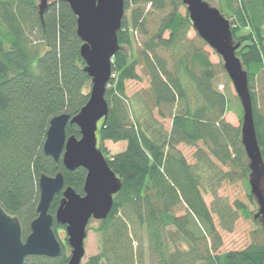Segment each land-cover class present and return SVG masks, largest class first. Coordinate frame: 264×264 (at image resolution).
Listing matches in <instances>:
<instances>
[{
	"label": "trees",
	"instance_id": "obj_1",
	"mask_svg": "<svg viewBox=\"0 0 264 264\" xmlns=\"http://www.w3.org/2000/svg\"><path fill=\"white\" fill-rule=\"evenodd\" d=\"M124 1L121 48L106 90L109 112L97 132L122 185L108 217L95 227L99 251L82 264H264V229L255 213L261 230L253 242L220 252L223 240L214 213L220 226L232 230L239 211L246 216L251 211L241 201L234 209L219 197L210 207L204 198L222 181L247 179L250 187L241 122L227 120V95L214 84L223 63L211 60L199 34L189 36L193 23L182 0ZM219 8L232 17L233 37L240 43L236 53L248 71L264 158V112L256 91L258 82L264 89V0H219ZM135 33L143 36L136 48ZM82 44L77 16L66 0H51L42 11L38 0H0V204L18 215L24 237L38 215L41 174L61 171L64 188L84 194L87 170H68L62 157L56 161L44 151L52 117L68 113L72 118L89 99ZM143 77L148 88L129 96L127 80ZM66 133L81 136L71 122ZM106 140L127 146L110 154ZM182 144L197 147L194 163ZM62 198L63 190L54 196L49 209L54 216ZM60 228L65 225L54 220L57 236ZM61 241L59 256L29 255L23 264H68L70 247L66 237Z\"/></svg>",
	"mask_w": 264,
	"mask_h": 264
},
{
	"label": "water",
	"instance_id": "obj_2",
	"mask_svg": "<svg viewBox=\"0 0 264 264\" xmlns=\"http://www.w3.org/2000/svg\"><path fill=\"white\" fill-rule=\"evenodd\" d=\"M41 11L51 0H38ZM77 16V33L82 39L81 55L91 77L89 99L71 118L68 113L52 117L44 142V151L56 161L61 157L68 170L84 167L87 175L84 194L64 188V175L41 174L38 215L30 223L24 237L23 226L16 214L0 204V264H23L29 255L57 257L62 241L53 229L54 220L65 225L70 247L68 264H82L86 255L85 239L92 219H105L121 189V180L109 166L98 141L99 122L109 112L106 90L112 76V61L121 46L118 31L125 15L124 0H66ZM189 12L193 28L223 60L243 109L241 141L248 158L250 191L258 204L255 217L264 229V158L258 141L248 71L236 50L230 19L209 0H182ZM80 127L81 136H68L67 124ZM63 198L54 216L50 211L56 193Z\"/></svg>",
	"mask_w": 264,
	"mask_h": 264
},
{
	"label": "rangeland",
	"instance_id": "obj_3",
	"mask_svg": "<svg viewBox=\"0 0 264 264\" xmlns=\"http://www.w3.org/2000/svg\"><path fill=\"white\" fill-rule=\"evenodd\" d=\"M210 3H213L215 6L219 5V0H209ZM186 7L183 8L185 11ZM127 16L130 14V10L127 12ZM228 13V12H227ZM229 14V13H228ZM232 20V17L229 18ZM198 33L193 28L189 32L190 37H195ZM143 40V36L140 33H135L133 35V46L134 48L138 47ZM206 50L209 52L210 58L215 63H223L222 57L208 44L206 45ZM127 49V48H126ZM138 72L141 73V68L138 67ZM126 91L129 96H133L137 92L141 91L142 89L148 88L149 81L146 77H143L141 80H127L126 82ZM214 84L219 91L224 92L227 95L229 108L230 110L226 111V118L228 121L233 123L234 125H240V115L242 114V106L240 99L235 91L234 85L232 80L230 79L229 75L227 74L226 70L222 69L219 71ZM90 87V86H89ZM256 91L258 97V107L261 111L264 112V89L262 88L260 82L256 84ZM157 112V111H156ZM164 126L166 129H170L171 120L170 118L163 119ZM100 125V122H99ZM99 130V129H98ZM124 142H113L111 140H106L105 145L110 154L119 152L123 148ZM126 144V143H125ZM183 153L186 155L188 160L191 163L195 162L194 153L197 151V147L189 146L182 144L180 146ZM248 163V159H247ZM249 166V164H248ZM224 170L227 168L224 167ZM216 193L213 191L204 192V198L208 206L213 207L214 201L216 197H219L222 201H227L233 208L235 209L236 201H241L244 205L251 211V216H246L239 211V216L233 223L232 230L224 229L220 226V221L218 215L214 213V219L217 225L218 230L222 236V246L220 247V252H226L229 250H237L242 249L248 246L251 242H253L255 238V231L261 230V226L252 216V212L256 213L258 211V204L255 199L251 200L249 195L250 187L247 186V179H238L236 181H222L219 183L217 188L215 189ZM97 219H92L91 223L89 224V230L87 237L85 239V248H86V255L83 259V262L86 261L89 256L96 254L100 248V235L95 227L98 224ZM263 232V231H262ZM58 236L61 240H64L66 237L65 228H60L58 231ZM147 240L145 236V241ZM147 242H145V247H147Z\"/></svg>",
	"mask_w": 264,
	"mask_h": 264
},
{
	"label": "crops",
	"instance_id": "obj_4",
	"mask_svg": "<svg viewBox=\"0 0 264 264\" xmlns=\"http://www.w3.org/2000/svg\"><path fill=\"white\" fill-rule=\"evenodd\" d=\"M119 142H124V141H119ZM126 143V144H125ZM125 143H123L124 145H123V148L120 150V151H122L123 149H125L126 148V146H127V142H125ZM117 153V152H116ZM114 154V153H113Z\"/></svg>",
	"mask_w": 264,
	"mask_h": 264
}]
</instances>
